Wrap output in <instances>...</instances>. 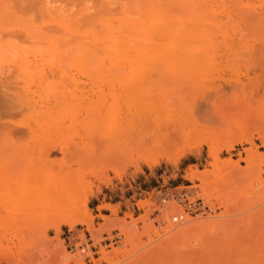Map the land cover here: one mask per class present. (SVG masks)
Segmentation results:
<instances>
[{
    "label": "rangeland",
    "instance_id": "374dc122",
    "mask_svg": "<svg viewBox=\"0 0 264 264\" xmlns=\"http://www.w3.org/2000/svg\"><path fill=\"white\" fill-rule=\"evenodd\" d=\"M184 7L177 26L195 25L205 32L210 54L203 62L208 66L194 72L175 50L163 60L130 51L132 69L153 70L144 85L151 89L150 99L160 105L142 115H155L162 130L165 122L192 129L199 116L221 123L246 116L251 129L259 127L264 135V0L188 3ZM223 7L225 14L212 17ZM181 41L166 38L159 47L175 48ZM111 61L109 57L107 70L72 69L66 75L57 71L42 94L50 101L62 97L63 106L43 116L34 132L29 130L34 127L29 107L0 108V264H264V187L254 179L262 172L264 180V160L248 176L226 166L210 174L209 185L202 187L201 181L189 179L188 173L214 170L208 148L201 144L206 131L191 137L177 164L160 158L150 167L144 161H133L132 151L121 154L122 146L134 144L138 138L132 128L119 126L125 108L110 107L109 73L124 71L113 67ZM242 83L246 85L242 87ZM200 84L215 90L204 94ZM100 92L104 101L98 97ZM72 97L75 102L70 106ZM67 107L79 114L78 122L60 135H49L50 126L58 124ZM99 113L102 117L98 118ZM231 133L228 143L232 149H221L219 159L239 160L242 170L250 161L264 158V145L257 133L240 142L244 133L229 125H220L213 147H219ZM67 138H71L67 153H52L50 158L57 163L34 175L47 153ZM252 144L254 149L247 150ZM64 168L70 172L62 176ZM58 184H71L64 197L57 195ZM182 190L203 197L210 212L171 222L170 215L183 211L172 194ZM82 194L87 196L93 230L75 223L61 224L56 232L41 224L48 209L76 210L75 197ZM101 215H106L105 219ZM206 219L221 223L215 230L175 237L180 229ZM160 220H166L165 224ZM116 232L119 238L111 243L105 240V234ZM82 244L85 250L79 247ZM114 249L126 254L111 263L101 258L103 252L111 254Z\"/></svg>",
    "mask_w": 264,
    "mask_h": 264
},
{
    "label": "bare ground",
    "instance_id": "6f19581e",
    "mask_svg": "<svg viewBox=\"0 0 264 264\" xmlns=\"http://www.w3.org/2000/svg\"><path fill=\"white\" fill-rule=\"evenodd\" d=\"M205 2L211 5L225 4V0H0V108L29 107L34 123V127H29V130L34 132L43 116L63 106L62 97L50 101L42 94L43 88L52 83L51 78L57 71L60 70L62 75H66L72 69L107 70V60L111 57L110 64L124 71L120 75L116 74V70L109 73L107 93L113 98L110 107L125 108L122 122L118 124L121 129L126 126L127 129L132 128L138 138V142L134 144L121 145V154L132 151L133 161H144L150 167L158 164L160 158L177 164L185 154L191 137L206 131L201 144L207 146L208 157L214 161V170H203L199 173L192 171L188 173L189 179L197 178L201 181V186L206 187L210 183L208 176L226 166H233L239 174L248 176L257 165L263 163L264 158L250 161L240 170L239 160L232 157L219 159L221 149H232V144L228 141L233 133L222 140L217 148L213 147V137L223 124L244 133L240 142L249 141L253 133H257L264 145V135L259 127L251 129L246 116L242 120L226 123L199 116L192 129L179 123L165 122V129L162 130L155 115H142L160 106L156 99H150L151 89L144 85L151 80L153 70H134L129 66L128 53L132 50H137L140 57L144 53H150L151 57L159 60L175 50L183 62L189 63L192 71H205L208 65L203 60L210 54L207 51L210 49L205 32L198 30L195 25L177 26L182 18L179 13L186 10V4ZM172 10L176 13H171ZM224 10L225 7L211 15L221 16L225 14ZM166 38H180L183 41L175 48L159 47ZM125 54L127 57H123ZM116 79L119 80L118 83L115 82ZM245 85L246 83H242V87ZM79 86L77 84L78 90ZM199 87L204 94L215 90L211 85L200 84ZM103 96L102 92L98 95L102 101ZM74 102L75 97H72L68 105L71 106ZM200 104L196 105L198 109L202 106ZM64 109L58 124L50 126V131L47 129L49 135H60L78 122L79 114L69 112L71 107ZM97 117H102V114L99 113ZM70 146L71 138L58 142L47 153L43 166L34 170L33 174L38 175L44 169L53 167L57 161L52 160L50 155L57 151L66 154ZM254 147L252 144L247 150H253ZM69 172L68 168H64L60 175L65 176ZM261 173L255 175L254 179L258 185L264 187ZM40 184L41 182L38 183ZM70 185L55 186L58 197H64L69 192ZM74 201L78 202L76 210L64 213L62 209L53 212L48 209L41 224L56 232L61 224L72 226L75 223L86 224L89 230H93L87 196L78 195ZM105 216L101 215V218L105 219ZM220 223L221 220L217 219L201 220L180 229L174 235L179 237L193 231L215 230ZM109 253L103 252L101 257L109 263L113 258L126 254L119 249Z\"/></svg>",
    "mask_w": 264,
    "mask_h": 264
},
{
    "label": "built area",
    "instance_id": "2783aa9c",
    "mask_svg": "<svg viewBox=\"0 0 264 264\" xmlns=\"http://www.w3.org/2000/svg\"><path fill=\"white\" fill-rule=\"evenodd\" d=\"M172 198H174L183 207L182 212H177L169 216V220L173 223L184 222L188 217L204 216L210 212L209 204L203 197H197L193 191L182 190L176 194H172ZM159 222L163 225L166 220H160ZM104 236L105 240L109 243L120 237L118 232L110 235L105 234ZM79 247L85 250V244H82V246ZM70 248H74V246L70 245Z\"/></svg>",
    "mask_w": 264,
    "mask_h": 264
}]
</instances>
